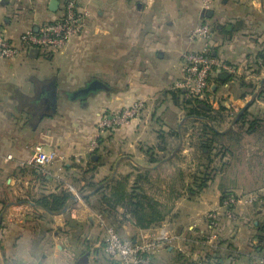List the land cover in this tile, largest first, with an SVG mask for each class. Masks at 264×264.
Instances as JSON below:
<instances>
[{
	"label": "crops",
	"instance_id": "1",
	"mask_svg": "<svg viewBox=\"0 0 264 264\" xmlns=\"http://www.w3.org/2000/svg\"><path fill=\"white\" fill-rule=\"evenodd\" d=\"M58 1L59 9L52 12L51 0H0V35L18 42L23 33L60 19L68 0ZM77 1L90 16L83 33L64 49L32 50L0 61V264H120L105 253L97 213L130 242L165 225L186 237L205 234L206 215L220 207L224 193L242 191L237 164L261 170L255 183L246 182L264 194V127L249 134V124L245 128L238 121L247 110L248 123L259 120L264 126V97L242 85L264 84V62L257 61L264 50V0H213L209 8L203 0ZM202 24L213 30L215 56L238 70L226 84L216 83L218 73L213 74L211 104L231 111L215 127L220 133L237 132L239 141L225 140V146L243 152L236 159L217 156L213 163L200 149L199 124L173 97L185 75L184 53L204 47L202 40L189 39ZM93 80L107 89L68 98ZM138 100L146 103L138 119L98 132L104 114ZM95 137L99 147L90 152ZM37 143L64 160L22 166ZM165 152L171 153L164 158ZM256 152L255 160L249 155ZM94 154L100 162L90 160ZM138 180L164 215L150 229L139 227L125 205L108 206L99 192L86 187L89 182L117 185L119 198L111 188L106 195L112 203L126 204L124 192L129 195ZM63 192L73 200L62 212L51 214L34 204ZM181 249L163 251L153 263L256 264L264 256V205L242 208L235 222L223 218L219 251H202L197 259L199 248L182 243Z\"/></svg>",
	"mask_w": 264,
	"mask_h": 264
},
{
	"label": "built area",
	"instance_id": "2",
	"mask_svg": "<svg viewBox=\"0 0 264 264\" xmlns=\"http://www.w3.org/2000/svg\"><path fill=\"white\" fill-rule=\"evenodd\" d=\"M213 0H203L204 8H209ZM90 12L81 8L77 0H68L64 5L62 17L56 21L41 26L37 31L29 30L23 33L18 42L0 35V61H12L22 58L32 50H62L74 38L83 33ZM191 42L202 40L205 42L201 51H187L184 53L185 75L176 84V88L183 90L187 98L209 99L213 102L210 92L213 91L210 77L215 71L224 70L230 74H237V67L227 63L211 51L214 33L210 25L202 24L195 27L189 35ZM145 108V101H136L130 106L117 112L104 114L97 124L98 132H110L129 125L140 117ZM99 138L95 137L90 145V152L99 147ZM11 159L12 156H8ZM64 160L58 152H46L42 144L37 143L32 148L31 156L22 166L45 167ZM71 191L75 189L66 185ZM79 198V194L76 192ZM264 196L253 194H229L223 198L220 208L207 213V230L205 234L196 237H186L173 232L168 226L144 231L136 242L126 241L116 231L103 213H97L96 219L105 234V253L120 264H154V257L169 248L181 249V244L199 248L195 257L199 259L202 254L210 251L217 252L221 245V232L223 218L238 221L242 216V208L263 206ZM202 252V253H201ZM256 264H264V256L258 258Z\"/></svg>",
	"mask_w": 264,
	"mask_h": 264
},
{
	"label": "trees",
	"instance_id": "3",
	"mask_svg": "<svg viewBox=\"0 0 264 264\" xmlns=\"http://www.w3.org/2000/svg\"><path fill=\"white\" fill-rule=\"evenodd\" d=\"M211 53L215 56L213 50ZM257 59L260 64L264 62V50L257 56ZM215 72L218 73L214 79L216 83L226 84L234 79L235 76L224 70H217ZM212 76L210 77V80L212 79ZM242 85L245 87H251V89H253V96L261 98L264 97V84L252 85L242 81ZM210 94L213 95V91L210 92ZM173 97L176 105L185 111L186 116L193 120L194 123L199 124V127H197L199 134L198 139H200L199 146L203 152V155L206 157L207 162L213 163L215 157L217 156L225 157L230 154L233 157L234 151L226 147L225 142H238L239 134L235 131L220 133L215 127V123L219 122V120L223 121L224 115L226 113H230L231 111L223 107L218 110L215 109L209 99L187 98L185 92L180 89L173 92ZM247 115L248 111L246 110L239 116L238 121H240V123H242L243 127L245 128L246 126L248 127L246 124H249V128H247V132L249 134L256 133L258 130L264 127L259 120L249 121L248 123ZM217 146L219 148H217ZM216 148L219 150L215 154L214 150H216ZM163 151H166V149ZM170 153L171 152H165L164 158ZM90 160L93 162H100L101 158L100 156L94 154L90 157ZM206 169L209 170V167ZM86 187L92 191L96 190L99 192L101 194V200H104L102 203H105L108 206L115 208V206L118 205H125L129 212L132 213L137 225L141 228L150 229L154 224L162 220L164 217L160 210H158L159 203L148 195L147 191L142 185H139V180L136 181V183L132 186L131 193L129 195H126L124 192V196H126L129 200V202L126 204H124V200L122 199H116L112 203V199L106 195V191L110 190L111 188L115 193V198H119L121 192L120 187H117V185L111 186L107 181L100 183L89 182ZM227 195H229V192L224 193L223 198ZM72 200L73 195L71 193L63 192L58 195H50L35 199L34 204L45 209L48 213L56 214L58 212L64 211L69 206L70 202H72Z\"/></svg>",
	"mask_w": 264,
	"mask_h": 264
},
{
	"label": "rangeland",
	"instance_id": "4",
	"mask_svg": "<svg viewBox=\"0 0 264 264\" xmlns=\"http://www.w3.org/2000/svg\"><path fill=\"white\" fill-rule=\"evenodd\" d=\"M258 82V81H257ZM145 107H146V103H145ZM145 109V108H144ZM143 112V111H142ZM142 114V113H141ZM260 144H263V142H260ZM233 150V149H232ZM242 150V149H241ZM241 150H238V149H235V153H234V155H235V159L238 157V154L240 153V154H242L241 153ZM242 152H243V150H242ZM249 156H251V157H253V158H255V157H257L258 156V154H257V152L254 154V153H250V155ZM250 158V157H249ZM255 160H256V158H255ZM253 170V169H252ZM258 170L261 172V170L260 169H254L253 171H251L250 169L248 170V168L247 167H239L238 166V164L236 165V169L234 170L235 172V174L237 173V175H242V178H239L238 180H241L240 181V184H239V186H240V189L242 190V191H238V192H236V191H228L229 192V194H237V195H239V194H246V195H248V194H253V193H259V194H262V192L260 191V190H255V188H254V183H255V180L257 179L256 178V176H257V174L259 173L258 172ZM261 174H264V173H261ZM251 180H253L254 181V183L252 184V183H248V182H246V181H249V182H251ZM252 184V185H251ZM262 196H264V194L262 195ZM220 208V207H219ZM218 208V209H219ZM173 231V230H172ZM174 232V231H173Z\"/></svg>",
	"mask_w": 264,
	"mask_h": 264
},
{
	"label": "water",
	"instance_id": "5",
	"mask_svg": "<svg viewBox=\"0 0 264 264\" xmlns=\"http://www.w3.org/2000/svg\"><path fill=\"white\" fill-rule=\"evenodd\" d=\"M59 5L60 3L58 0H51L49 8L52 12H56L59 9ZM104 89H107V87L102 81L93 80L89 82L84 88H81L72 93H68L67 96L71 100H78L80 98H86Z\"/></svg>",
	"mask_w": 264,
	"mask_h": 264
}]
</instances>
